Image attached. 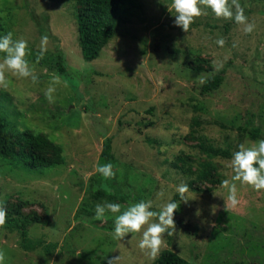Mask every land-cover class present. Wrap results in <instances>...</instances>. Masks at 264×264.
Returning <instances> with one entry per match:
<instances>
[{
  "label": "rangeland",
  "instance_id": "rangeland-1",
  "mask_svg": "<svg viewBox=\"0 0 264 264\" xmlns=\"http://www.w3.org/2000/svg\"><path fill=\"white\" fill-rule=\"evenodd\" d=\"M171 3L123 0L116 36L89 61L79 42L75 0H0V37L12 32L14 40H27V59L39 77L33 85L9 74L8 89H0V114L16 131L46 133L65 157L62 164L38 168L21 157H0V201L7 221L43 216L49 222H32L29 237L58 243L51 255L43 247L27 249L20 229L7 222L0 228L5 264H107V257H119L116 264H153L158 257L153 261L138 247L142 233L113 239L119 213H106L103 222L94 219L95 205L110 201L93 194L99 189L118 194L121 211L140 200H151L158 211L174 202L182 183L188 185L189 200L181 202L175 233L165 235L160 253L172 249L193 264H264V191L237 182L240 204L225 211L228 191L222 181L231 182V158H210L199 147L204 138L233 154L241 143L249 147L264 139V0H240L256 25L248 35L242 25L217 19L210 9L185 33L173 24ZM32 10L46 23L44 32ZM45 35L44 58L60 48L67 73L52 62H36ZM221 37L223 47L216 44ZM214 61L223 67L217 71ZM197 64L207 69H194ZM221 71L220 88L202 93L200 79ZM53 77L60 83L54 85L55 102L49 103L44 92ZM254 127L261 137L253 138ZM108 137L116 176L106 180L96 167L109 163L103 156ZM206 161L216 166L219 181L202 183L212 189L198 192L189 182Z\"/></svg>",
  "mask_w": 264,
  "mask_h": 264
},
{
  "label": "clouds",
  "instance_id": "clouds-1",
  "mask_svg": "<svg viewBox=\"0 0 264 264\" xmlns=\"http://www.w3.org/2000/svg\"><path fill=\"white\" fill-rule=\"evenodd\" d=\"M168 11L174 10L173 24L180 27L183 32H188L195 20L206 12L204 9H210L215 18L226 21H234L238 25H242V32L245 35L253 33L256 28L254 22H249L245 15V8L241 5L240 0H172L171 6H167ZM48 37L42 36L39 46V54L36 57L38 63L44 58L47 52ZM226 41L223 37L216 40V44L220 47L225 45ZM236 45L233 44V47ZM0 53L3 58L0 60V89L7 90L9 87V74L17 80H30L33 85L39 83V77L34 68L31 66L27 57L30 49L27 40L13 39V33L8 32L0 37ZM218 71L223 64L213 62ZM207 81L200 79L201 85ZM58 77H53L52 83L45 90L44 95L49 103L55 102L54 93L56 88L54 85L59 84ZM229 167L234 173L231 182L223 180L222 186L227 189L228 195L224 200V210L231 211L240 204L238 198L237 182L241 186H249L254 191H264V139H259L254 145L246 147L243 143L238 146V150L234 151L230 160ZM96 171L104 179H114L116 171L111 162L97 165ZM188 185L182 183L178 186L181 201L187 203L189 198L187 193ZM163 195V193H160ZM153 203L151 200H140L139 202L129 205L125 210L121 211L120 203L105 202L95 205L94 219L104 221L106 213L117 214L114 218L113 239L123 241L131 234L142 233L138 247L151 260H155L162 247L165 244L164 237L173 236L176 230L175 213L179 209L176 202H168L164 204L158 211L152 210ZM217 206H212V212L215 214ZM199 214V212L197 213ZM155 218V222H154ZM7 223V209L2 201H0V228H4ZM119 257L106 258L107 264H116ZM6 254L0 250V264H5Z\"/></svg>",
  "mask_w": 264,
  "mask_h": 264
},
{
  "label": "trees",
  "instance_id": "trees-1",
  "mask_svg": "<svg viewBox=\"0 0 264 264\" xmlns=\"http://www.w3.org/2000/svg\"><path fill=\"white\" fill-rule=\"evenodd\" d=\"M76 2V20L79 32V42L83 55L86 60H94L101 55L103 49L116 36L119 24L123 21L121 14V5L123 0H75ZM35 21L40 25L44 32L45 22L41 17L32 10ZM47 31V30H46ZM40 60V62H52L61 74L67 73L65 53L58 48L57 51ZM37 57V56H36ZM199 62H207L206 59L199 58ZM197 70H206L202 65L193 66ZM207 82L202 85V93H207L219 89L225 80V71L209 76L205 79ZM245 132L249 131L246 127H241ZM253 138L261 137V130L254 127L250 130ZM201 150L210 158L226 157L231 158L232 154L229 150L215 147L208 140H204L199 144ZM21 157L25 160L26 165L31 168L49 167L65 162L64 149L61 145L53 141L46 133H36L32 130L16 131L9 127L5 117L0 114V157ZM103 156L107 161L114 159L113 138L108 137L104 142ZM184 164L188 159L185 156L177 158ZM182 169L183 166H181ZM187 171V169L185 170ZM217 168L211 161L201 163L199 172L189 182L190 188L198 192L209 191L212 188L203 189L201 184L210 182L217 183L219 179L215 177ZM188 172V171H187ZM189 173V172H188ZM191 175L193 173H190ZM96 198H106L110 202L115 203L118 194L110 193L107 190L99 189L94 194ZM178 196L174 202L179 204V209L175 214H179L183 210V204ZM123 201L127 200L126 196L122 197ZM7 222L19 228L22 235V243L27 249H36L43 247L49 255L53 254L58 243H47L44 240L34 241L29 237L28 226L33 222L48 223L49 219L35 215H19L11 217ZM153 264H193L172 249H164Z\"/></svg>",
  "mask_w": 264,
  "mask_h": 264
}]
</instances>
